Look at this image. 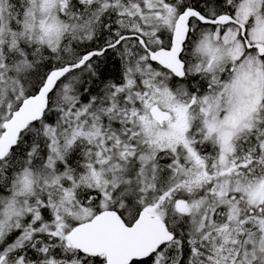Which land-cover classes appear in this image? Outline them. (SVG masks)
I'll list each match as a JSON object with an SVG mask.
<instances>
[{
    "label": "snow or ice",
    "instance_id": "1",
    "mask_svg": "<svg viewBox=\"0 0 264 264\" xmlns=\"http://www.w3.org/2000/svg\"><path fill=\"white\" fill-rule=\"evenodd\" d=\"M0 264H264V0H0Z\"/></svg>",
    "mask_w": 264,
    "mask_h": 264
}]
</instances>
